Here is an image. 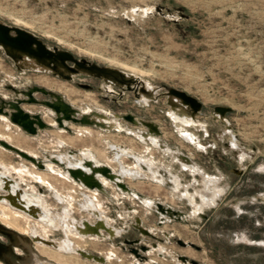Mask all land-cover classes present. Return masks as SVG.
<instances>
[{"label":"rangeland","instance_id":"obj_1","mask_svg":"<svg viewBox=\"0 0 264 264\" xmlns=\"http://www.w3.org/2000/svg\"><path fill=\"white\" fill-rule=\"evenodd\" d=\"M0 18L27 28L48 43L68 49L78 57H86L99 64L121 65L120 68L126 70L137 69L138 74L154 83L184 89L201 100L204 114L199 119L210 135L204 137L203 130L188 129L201 138V144L208 153L198 150L177 135L166 114L169 107L164 98L141 105L135 102L133 92H125L122 98L117 97V101L107 100L106 93L97 88H84L48 73L20 72L0 51V92L5 96L12 94L4 88V84L11 82L21 86L33 82L63 93L77 107H96L118 113L134 112L139 117L154 120L162 127L163 137L169 143L178 144L184 151H189L199 163L204 159L203 154L210 156L212 153L209 152H219L226 162L225 169L220 171L222 176L215 180L233 187L225 194L219 208L214 212L209 207L206 210H209L212 218H222L202 224L201 218L196 215L188 225H167V230L174 226L184 238L194 241L203 249L185 250L176 244H167V252L174 257L188 253L205 264H264V244H259L260 241L264 242V0H0ZM85 81L100 85L96 81ZM38 97L43 98L41 94ZM215 105L231 107L227 118L233 124L236 140H232L229 133L220 140L215 136L212 128L221 125L213 117ZM25 108L33 112L42 111L45 120L53 122V117L44 106L26 104ZM122 124L133 127L126 121H122ZM70 125L74 133L55 126L31 135L11 123L7 117L0 116V138L33 155L43 156V151H46L68 162L71 160L65 157V153L69 149L82 150L113 169L119 165L110 148L116 147L121 149L117 154L124 171L130 174L142 172L135 162L125 158V154L144 153L171 164L181 174L184 186L192 177L195 180L194 188L202 186L205 181L210 183L207 174L219 169L201 163L203 175L180 171L176 163L152 147L138 145L132 135L123 131ZM210 141L217 143L213 149L206 147ZM223 141L242 143L254 154L248 156L239 151L234 156L230 149L223 146ZM2 164L14 178L21 179L24 188L36 192H39L38 187L48 189L47 192L43 191L46 195L42 193L46 205L49 204L56 214L64 215V218L61 217L67 220V229L64 228L67 237L60 241L61 251L52 250L44 244L37 245L40 253L61 264H100L69 253L74 245V248L85 247L86 234L80 230L81 226L84 227L82 220L85 218L74 217L85 215L79 209L103 218L110 229L120 232L111 224L105 209L112 214L124 212L125 216H131L125 208L120 209L114 203L119 206L130 204L138 210L137 214L144 218L147 226L156 225L137 201L118 196L120 198L110 204L96 191H86L69 179L59 165L48 162L47 167L51 169H38L31 161L0 145ZM243 171L241 176L232 175L233 172ZM126 180L147 197L168 199L178 204V199L168 197L167 188L161 185L154 189L155 184L149 180L131 177ZM105 183L110 186L106 180ZM78 191H81L82 199H78ZM2 206L0 221L17 231L34 233L38 230L47 239L53 231L26 213L8 205ZM223 218L225 221L221 220ZM70 224L71 227H68ZM54 231L59 233L58 237L62 236L58 230ZM252 240L255 243H249ZM87 247L108 253V260L115 254V258L106 264H134L130 253L118 247L112 248L104 240L91 239ZM151 256L158 257L155 253Z\"/></svg>","mask_w":264,"mask_h":264},{"label":"water","instance_id":"obj_2","mask_svg":"<svg viewBox=\"0 0 264 264\" xmlns=\"http://www.w3.org/2000/svg\"><path fill=\"white\" fill-rule=\"evenodd\" d=\"M0 50L20 72L48 73L60 79L73 82L78 76L98 79L101 83L97 89L106 93L105 98L107 100L113 99L117 101L116 98H112L109 94L122 98L125 92H133L135 102L141 105H149V102H157L159 99L164 98L169 107L166 114L171 121L173 130L184 141L195 145L198 150L208 153L201 144V138L188 129V127L197 130L201 129L204 131V137L210 135L199 119V116L204 114L203 103L184 89L164 83H154L133 71L113 65L99 64L86 57H78L68 49L48 43L37 33L17 24L8 23L1 18ZM78 85L84 88L90 87L89 84L78 83ZM6 87L15 92V97L10 100L1 97L0 116L4 115L11 123L18 125L28 134L37 135L39 130L55 126L74 133L71 123L81 126H92L106 131H123L132 135L133 138L141 143L156 149L170 159L171 162L176 163L181 169L180 171L204 174L201 164L194 160L188 152L184 151L178 144L169 143L163 137L160 125L154 120L139 117L134 112L118 113L96 107H77L69 102L61 92L37 84H33L27 90L18 89L12 83H8ZM36 93L49 96L51 99H39L35 96ZM21 94L23 97H20ZM26 104L44 106L47 109V113L55 120L56 125L47 122L42 111L31 112L25 109L24 106ZM230 111L231 107L226 105H215L213 107V117L221 122L219 127L212 128L215 130V136L219 140L227 133L231 135L232 140L237 139V134L233 132V124L227 118V113ZM122 121L130 123L133 127L124 126ZM222 144L226 149H230L234 156L239 151L248 156L254 154L242 143H234L233 141L224 143L223 141ZM0 145L31 161L39 169L47 168L46 159L60 165L69 179L84 188L97 189L107 193L104 181L106 179L110 183L115 184L119 191L132 195L145 206L156 210L159 215L177 216V218L185 215L184 211L176 209L170 204L143 195L126 182L125 178L131 177L132 179H149L172 190H177L183 186L179 172H173L170 166L159 164L146 154H125L127 157L132 158L143 171L141 174L136 171L130 174L124 171L125 168L120 163L119 154H117L121 152V149L116 147L110 148L114 153L115 161L119 165L117 169H113L108 164L97 160L95 156H87L82 150L69 149L66 152V157L72 162H67L59 158L57 154L47 153L46 151H43L46 159L36 157L4 139H0ZM38 188L39 192L42 193L44 188ZM228 189V184H223L218 188H211L210 183L205 181L196 195L201 205L213 208L221 200V194L226 193ZM21 194H23V189L15 179L11 177L2 178V184L0 185L1 201L8 200L12 207L24 211L33 218H39V213H45L35 203H28L21 197ZM83 224L84 227L80 230L86 235H102L101 229L107 232L110 231V227L100 218L94 224L84 219ZM1 234L7 235L12 243L18 245H20L19 239L24 237L0 221ZM33 238L42 243L53 244L39 234L33 235ZM77 251L88 258H94L99 261L105 260L103 257L93 256L81 249H77ZM17 257V254L13 251L12 244L7 245L0 240V258L8 264H16Z\"/></svg>","mask_w":264,"mask_h":264},{"label":"flooded vegetation","instance_id":"obj_3","mask_svg":"<svg viewBox=\"0 0 264 264\" xmlns=\"http://www.w3.org/2000/svg\"><path fill=\"white\" fill-rule=\"evenodd\" d=\"M86 79L92 80L93 82L96 81V82H98V84L101 83L100 80L92 78V77H87V76H82V78L77 77V81H75V83L77 85H78V83L89 84L90 87L88 89H92V88L94 89V88H97L99 86L95 83H90L91 81H85ZM9 83H11V82H9ZM7 84L8 83L4 84V88L9 90L12 95L11 96H7V95L5 96V95H3L2 92H0V103H1V97L5 98L7 100L13 99L15 97V92L12 89L7 88L6 87ZM33 84H35V83L31 82V83H27L26 85L22 84L21 86H18L15 84H13V85L15 87H17L18 89L27 90ZM38 94H41V93L35 94V96L37 98H39ZM41 95L43 96V98H39V99H51V97H49V96H46L43 94H41ZM20 97H23V95L21 94ZM111 97L117 99L118 96L117 95H111ZM31 112H33V111H31ZM40 131L41 130H39V132ZM224 143H227V141H224ZM216 144L217 143L210 141L209 143L207 142L206 147L208 149H213V146H215ZM194 151H196V149H194ZM209 153L210 154L212 153V155H210V156L207 154L202 155L204 157V159L201 160V163L203 165L208 164L209 166L219 168V169L215 168L216 170L213 174H207L209 177L208 178L209 181L211 180L210 187L211 188H218V187H221V185H223V184L220 181H216L215 179H216V177L218 178V176H222L220 171L225 169L226 159L221 157L219 152L215 153L212 151ZM189 154L191 155V157L194 160H196V158L193 154H191L190 152H189ZM44 156L45 155L43 154V156H38V157L45 159ZM78 157L81 158L80 155H78ZM201 163H199V164H201ZM233 174L235 177L241 176L244 174V171L241 173L233 172L232 175ZM126 179H127V177L125 178V180ZM126 182H127V180H126ZM194 182H195V180H193V178L191 177L185 186L183 185V186L179 187L177 190H172V189L167 188L168 197L170 196V197H173V198L175 197L176 199H178V204H176L173 201L168 200V199L154 198L156 200L162 201L163 203L170 204L173 207H175L176 209L184 211L185 215H183L181 218H177V216L171 217L169 215H164V216L159 215L156 210H153V208H149V207L145 206L137 198L133 197L132 195L122 193L121 191H119L116 188L115 184L110 183V182H109L110 186H107L105 183V187H106L105 189H106L107 193L98 191L97 189H93V191H96L100 197L101 196L105 197L108 200V203H110V204H111V201L114 203L115 200H118L117 198H120L118 196L131 198V199L137 201V203L139 205H141L144 209L147 210V212H148L147 214L149 215L148 218H153L156 225L153 227L147 226L145 224L144 218L137 214L138 210L133 205L126 204L124 206H119L117 203H114L116 205V207L118 206L120 209L125 208V210L128 212V214H132L131 216H128V215L125 216L123 214L124 212L112 214V213H109L105 209V213L109 217L111 224L113 225V227L115 229H119L120 232H107V231L103 230L104 236L98 235L96 237H95V234H87L86 237L84 238L86 241L85 247L84 246L79 247V249L81 248V250H84V251L88 252L89 254H92L93 256L103 257L105 260L101 262V261L96 260L94 258L90 259V258L84 256L83 254L79 253V252H76V254L79 257H81L82 259H84L85 261H93V262L100 263V264H106V263L110 262L112 259L115 258V256H116L115 254L113 255V257L110 260H108V259H106L108 253L104 254L103 251H99L97 249L87 247V242L90 241L91 239H101V240H104L105 242H107L112 248L118 247V248L130 253L132 255L134 264H167L161 259H165L167 261H174V262H176V264H205V263L200 262L194 255H190L188 253H180V254H177L176 257L172 256L171 253H168L167 247L165 246L167 244H170V245L176 244L185 250L186 249H188V250L193 249L196 251H203V249L201 248L200 245L196 244L194 241H192L188 238L187 239L184 238L180 232L175 230L174 226L170 228L171 230H167L166 226L167 225H178V224L179 225H183V224L188 225L190 223V220L193 219V217L196 215H198V217L201 218V221L203 222L202 224L212 223L214 220L216 221L217 219L219 220L222 217L212 218V215L209 214V210H206V208L209 207L210 210H212V212H214L217 208H219V206L222 205L224 202L225 194L228 193L233 186L231 185L226 193L221 194V200L217 204H215V206L212 208L210 206L200 204L199 198L197 197L196 193L199 192V189L202 186H199L198 188H194V186H195ZM38 190H39V188H38ZM87 190L88 189L86 188V191ZM43 191L47 192L49 190L44 188ZM90 191H91V189H90ZM114 191L116 193H114ZM44 192H42V193L46 195V193H44ZM78 193L80 195L78 199H82L81 198V191H78ZM80 201H79V206H80ZM198 206H200V207H198ZM61 210H59V211H61ZM79 211L83 212L85 215H81L80 217L74 216L75 218H77V219L85 218L91 224H94L98 221V218H96L95 216L90 214L88 211L85 210L86 212H88V214L90 216H88V214L83 210L79 209ZM54 212H56V211H54ZM71 212H72V214L74 213V211H72V210H71ZM27 216L30 217L29 215H27ZM82 216H85V217H82ZM221 220L225 221V218H223ZM117 222H119L120 224H116ZM192 225H193V223H191V226ZM7 227H9V226H7ZM10 228H12V227H10ZM12 229H14V228H12ZM54 230H58L62 236L58 237L59 233L54 231ZM15 231L17 233L21 234L22 236H24V237L19 239L20 245L12 243L11 239L7 235H4V234L0 235V240L7 245L12 244L13 251L18 256L16 259V264H61V263L55 261L54 259H52L46 255H43L42 253H40L38 251L37 245L42 243V242L36 241L33 238L31 232H21L19 230L18 231L15 230ZM52 233H54V234H52ZM63 238H64V234H63L61 229H53V231L48 235V239H47L48 241L52 242L53 244L45 243L44 245H46V246L48 245L47 247L52 249V250L61 251L60 249L57 248V246H58V244H60V241ZM249 243L253 244L255 242L253 241V242H249ZM259 244H264V242L260 241ZM160 248H162L161 251L159 250ZM153 253H155L158 257L157 258L152 257L151 254H153ZM0 264H8V263H6L3 259L0 258Z\"/></svg>","mask_w":264,"mask_h":264},{"label":"bare ground","instance_id":"obj_4","mask_svg":"<svg viewBox=\"0 0 264 264\" xmlns=\"http://www.w3.org/2000/svg\"><path fill=\"white\" fill-rule=\"evenodd\" d=\"M115 65V64H114ZM119 65V64H118ZM118 67V66H117ZM120 67H121V65H120ZM137 69H135V70H130V71H133V72H137L136 71ZM137 73H139V72H137ZM51 89V88H50ZM59 92V91H58ZM63 94V93H62ZM72 103V102H71ZM26 106V105H25ZM24 106V107H25ZM25 109H27V108H25ZM46 111H47V109H46ZM44 114V113H43ZM1 116H4V115H1ZM5 117V116H4ZM49 123H52V124H54V125H56V122H55V120L53 119V122H49ZM65 130V129H64ZM162 130V129H161ZM163 131V130H162ZM1 139V138H0ZM5 140V139H4ZM7 141V140H6ZM9 142V141H8ZM10 143V142H9ZM11 144H13V143H11ZM16 146V145H15ZM147 146V145H146ZM149 147H151V146H149ZM26 151V150H25ZM28 152V151H27ZM84 152V151H83ZM29 153V152H28ZM85 153V152H84ZM31 154V153H30ZM52 154V153H51ZM86 154V153H85ZM33 155V154H32ZM87 155V154H86ZM34 156H36V155H34ZM87 156H89V155H87ZM90 156H94V155H90ZM124 156V155H123ZM36 157H38V156H36ZM65 157H66V153H65ZM122 157V156H121ZM44 158L46 159V156H44ZM67 158V157H66ZM96 158V157H95ZM97 159V158H96ZM70 160V159H69ZM98 160V159H97ZM66 161V160H65ZM100 161V160H99ZM52 163L51 161H48L47 159H46V161H45V163H46V167H47V163ZM68 162V161H67ZM72 162V161H71ZM102 162V161H101ZM53 164H55V163H53ZM136 164V166L140 169V167L137 165V163H135ZM35 165V164H34ZM50 165V164H49ZM56 165H58V164H56ZM5 165H0V185L2 184V178L3 177H5V178H8V177H11V178H13V179H15L17 182H18V184H19V186L23 189V194H21V197L23 198V199H25L28 203H35L36 204V206H38L40 209H42L45 213L43 214V213H39V218H34V219H36V221L37 222H40V223H42L43 225H45V226H47V227H49V228H51V229H61L62 230V232H63V234H64V236L65 237H67V235H66V233H65V229H67V228H65V226L66 225H68L67 223V220H64L63 218V216L60 214V215H58V214H56V212H54L52 209H51V207L49 206V204L48 205H46V202H45V199H44V197H43V195H42V193L41 192H36V191H31V190H29L28 188H24L21 184H22V181H21V179H17V178H14L13 176H12V174L10 173V172H8L7 170H6V166L4 167ZM36 166V165H35ZM60 166V165H59ZM49 167V166H48ZM48 167L46 168V169H41V170H47L48 169ZM61 167V166H60ZM52 168V167H51ZM50 167H49V169H51ZM62 168V167H61ZM39 169V168H38ZM63 169V168H62ZM64 172H65V170H63ZM140 171L141 172H143L142 171V169H140ZM66 173V172H65ZM40 177V176H39ZM37 179H38V176H37ZM40 179V178H39ZM19 180V181H18ZM42 180V179H41ZM106 179H104V181H105ZM107 181V180H106ZM107 182H109V181H107ZM209 182H211V180L209 181ZM76 183V182H75ZM129 184V183H128ZM107 185V184H106ZM131 186V185H130ZM133 186V185H132ZM82 187V186H81ZM86 189V188H85ZM88 190H90V189H88ZM91 191H93V190H91ZM84 193V192H83ZM86 193V192H85ZM84 196V195H83ZM93 196V195H92ZM94 197V196H93ZM88 198V197H87ZM90 198H91V196H90ZM89 198V199H90ZM93 198H91V200H92ZM90 200V201H91ZM96 200V199H95ZM84 201V200H83ZM87 201V200H86ZM89 201V200H88ZM65 202H66V200H65ZM97 203V202H96ZM8 205L9 207H11L12 209H15V210H18V211H20V212H22V213H24L25 214V212L24 211H22V210H20V209H17V208H15V207H12L10 204H9V202H8V200H4V201H1L0 200V210L3 208V206L2 205ZM81 205H82V203H81ZM83 205H84V203H83ZM97 205V204H96ZM95 205V206H96ZM94 207V206H93ZM99 207V206H98ZM198 207H200V206H198ZM95 208V207H94ZM101 208V207H100ZM83 209V208H82ZM84 210V209H83ZM102 210V209H101ZM98 211H99V209H98ZM12 212H14V211H12ZM64 212V211H63ZM90 212V211H89ZM101 212V211H100ZM99 212V213H100ZM14 213H16L17 214V212H14ZM65 213V212H64ZM27 214V213H26ZM66 214V213H65ZM68 214V213H67ZM103 214V213H102ZM101 214V215H102ZM28 215V214H27ZM100 215V216H101ZM104 215V214H103ZM30 216V215H29ZM63 218H62V217ZM68 216V215H67ZM70 216V215H69ZM95 216V215H94ZM30 217H32V216H30ZM108 217V216H107ZM33 218V217H32ZM68 218H70V217H65V219H68ZM74 218V217H73ZM97 218V217H96ZM105 218V217H104ZM77 219V218H76ZM76 219H75V221H76ZM83 219V218H82ZM70 220V219H69ZM84 220V219H83ZM82 220V221H83ZM87 220V219H86ZM102 220H103V218H102ZM81 221V220H80ZM107 221V220H106ZM72 222V221H71ZM79 222V221H78ZM74 223H76V222H74ZM80 223H82V222H80ZM58 224H60V227L58 228L57 226H58ZM71 225L72 224H70L68 227H71ZM78 225V224H77ZM110 225V224H109ZM33 226V225H32ZM75 227H76V225H74ZM84 226V225H83ZM112 226V225H111ZM37 227V226H36ZM67 227V226H66ZM65 228V229H64ZM74 228V227H73ZM79 228H80V225H79ZM81 228H82V226H81ZM71 229V228H70ZM69 229V230H70ZM76 229V228H75ZM78 230V229H77ZM102 230V229H101ZM144 230V229H143ZM38 230H36V231H34V233H32V236L33 235H40V236H42V237H44L45 239H47L43 234H41V233H39V232H37ZM70 231H72V230H70ZM76 231V230H75ZM79 232V231H78ZM109 232H115L113 229H110V231ZM69 233V232H68ZM80 233V232H79ZM81 233H83L82 231H81ZM101 233H102V235L101 236H104V234H103V230L101 231ZM149 233V232H148ZM83 234H85V233H83ZM82 234V235H83ZM73 235V234H72ZM78 235V234H77ZM81 235V236H82ZM69 236H70V233H69ZM80 236V235H79ZM95 236H98V235H95ZM64 242V241H63ZM66 242V241H65ZM73 242V241H72ZM71 242V243H72ZM40 244H45V243H40ZM56 244V243H55ZM64 244H66V243H64ZM48 246V245H47ZM53 247V246H52ZM74 247H75V245H74ZM73 247V249H71V250H69V253H76V252H78L77 251V249H79V247L78 246H76V248H74ZM57 248L58 249H60L61 250V245L60 244H58V246H57ZM66 249H67V246H66ZM81 249V248H80ZM91 259V258H90ZM102 262V261H101Z\"/></svg>","mask_w":264,"mask_h":264},{"label":"crops","instance_id":"obj_5","mask_svg":"<svg viewBox=\"0 0 264 264\" xmlns=\"http://www.w3.org/2000/svg\"><path fill=\"white\" fill-rule=\"evenodd\" d=\"M134 140H135V142L138 144V145H141L142 147H144V146H146V144H144V143H141L140 141H138L137 139H135L134 138ZM148 146V145H147ZM122 147V146H121ZM124 148V147H123ZM152 149H154V148H152ZM155 151H157L156 149H154ZM130 152V151H129ZM132 153V152H131ZM138 154H144V153H138ZM147 155V154H146ZM148 156H150V155H148ZM125 158H128V159H130L131 160V162H135L132 158H130V157H127V156H125ZM154 159V158H153ZM157 159V160H156ZM156 159H154V161H156V162H158L159 164H165V165H168V166H170V168H171V170L173 171V172H178L177 170H175L172 166H171V164H168V163H165L163 160H161L160 158H156ZM180 176H181V174H180ZM182 178V177H181ZM141 179V178H140ZM142 180H149V179H142ZM150 182H151V180H149ZM152 183L153 184H155V186H154V189H156L155 187H157V186H159V185H161V184H159V183H156V182H153L152 181ZM161 186H163V185H161ZM163 187H165V186H163ZM165 188H167V187H165Z\"/></svg>","mask_w":264,"mask_h":264}]
</instances>
